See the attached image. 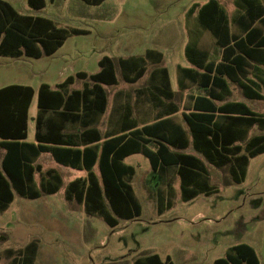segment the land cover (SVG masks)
I'll list each match as a JSON object with an SVG mask.
<instances>
[{"label":"rangeland","instance_id":"obj_1","mask_svg":"<svg viewBox=\"0 0 264 264\" xmlns=\"http://www.w3.org/2000/svg\"><path fill=\"white\" fill-rule=\"evenodd\" d=\"M9 1L25 14L56 19L60 11L66 18L61 25L90 32L70 36L51 56L0 57V87L10 83L35 88L42 82L55 84L78 70L97 71V60L103 55L139 54L146 47L165 46L164 63L172 70L176 68L173 59L189 66L184 46L190 33L201 32L202 41L211 42L208 32L199 25L202 10L212 8V16L216 17L222 11L229 16L235 11L234 0H103L89 6L88 11L97 17L86 20L76 16L70 7L72 3L84 5L82 0H47L41 10L31 9L27 0ZM174 83L176 87L175 77ZM143 84L144 80L123 83L112 90L111 106L119 91L124 100L133 101L135 89ZM232 85L239 93V86ZM260 86L264 95V83ZM177 89V102L184 108L194 87ZM239 97L253 110L264 113V99ZM147 107L150 109L148 104ZM36 112L35 95L31 115ZM28 140H35L32 116ZM187 150L192 152L193 148ZM128 161L137 168L133 178L140 207L137 215L131 219L117 217V225L111 226L105 212L89 214L84 205L67 201L64 187L37 198L16 193L12 202L0 208V233L6 237L0 241V264L17 260L31 241L37 243L34 264H133L137 257L153 253L172 264H212L243 242L256 249L260 264H264V151L250 158L247 174L239 183L232 178L230 164L218 168L207 163L208 183L213 189L206 193L200 186L191 185L190 197L182 193L175 170L170 174L171 179L175 176L172 189L160 188L155 179L147 178L150 163L146 157L134 154ZM42 162L44 167L53 166L49 157Z\"/></svg>","mask_w":264,"mask_h":264},{"label":"crops","instance_id":"obj_2","mask_svg":"<svg viewBox=\"0 0 264 264\" xmlns=\"http://www.w3.org/2000/svg\"><path fill=\"white\" fill-rule=\"evenodd\" d=\"M3 1H5L8 5H4ZM40 1L42 3L41 7L39 5H31L29 0H27V4L33 10H41L46 7L47 0ZM50 1L52 3L57 2V0ZM82 1H84V5L75 3L70 5L76 16L82 17L86 20L96 18L97 14L90 13L88 8L89 6H96L99 3L95 4L89 3L86 0ZM41 3L38 2V4ZM234 3L235 11L233 12L232 16H229L227 13V19L223 22H219V19L213 20L209 18L208 15L200 16L201 22L199 25L210 35L209 37L211 39V45L202 41V38L200 37L201 32L195 31L190 33L191 37L187 41L186 45L191 44L192 46H184V53L187 61L189 62V66L187 64L183 65L178 60L173 59L172 62L176 68L172 70V66L164 63V60H166V48L164 49L165 46L146 47L139 54L124 55L125 57L103 55L97 60L99 65V69L97 71L88 72L86 70H78L75 73L68 75L64 80L58 81L55 84L42 82L37 88L31 84L25 83H10L1 86L0 89L11 85L22 86L21 88L17 89V91L20 93L18 101L24 104L29 100L26 117V138L24 140L26 142H33L35 144L41 143L50 148L48 150L39 151L35 157L34 164L39 165L41 169L34 172L35 183L30 189L31 194L37 193L39 196H41L42 194L46 193L43 190V186L46 185L47 180H52L50 176L46 175V172L48 170H53V172L61 179V184L59 185L57 191L64 187L65 199L67 201H77L76 199L68 200L66 198L68 185L76 179L82 182L87 180L89 170L83 165V160H80V165L78 167H74L70 164L59 161L54 153L56 151L58 153V151L62 149L61 147L68 146L72 148H79L81 153H83L84 149L87 148V152L91 153V147L97 142L99 148L97 153H95L91 171L98 180L99 186L102 187L103 175L100 169V155L104 142L110 138L112 139L110 144L112 147V154L110 155V158L114 160L118 159V161L125 165L131 166L134 169L133 174L131 176L129 175V182L132 186L138 205L139 199L137 198L135 186L133 185V178L136 175L137 168L128 160L129 157L134 154H141L142 156L146 157L150 163L148 153L157 151L159 141L167 145L169 150L173 153H187L195 155L202 161L204 165L203 170L202 172H190L186 169V171L183 173L187 174L188 178L187 181L184 182L182 176L177 173L178 167L173 169L170 168L167 175L168 182L164 183V187H162V184H159L158 179L153 176L150 163V170L147 171V178L151 177L155 179L157 185L160 186V188L168 187L169 189H172V179L174 180L175 176L178 174L180 176V188L182 193H184V191H187V194L188 191L192 193V189L190 188L191 185L200 186V188L206 190V193L212 190L213 186H210L208 183L209 177L206 164L209 163L215 167L222 168L230 163H227L223 166H217L208 160L203 153L197 151L194 148L193 135L190 125L186 120V115L188 116L189 114L196 111L195 105L196 102H198L197 99L199 97H207L208 99H211L216 107H224L227 103L237 101L245 103L244 101L238 99L241 95L250 99H264V97L257 98L246 96L244 94V90L237 81L238 79H252L259 85L261 92L260 85L264 83V46L256 48L255 52L252 54H246L244 53L247 50V46H244L245 42H242V46L233 45L235 36L239 37V41H245V34L253 26L261 27L264 33V17L256 18L253 16L250 10L237 7L236 0H234ZM228 16L230 18H228ZM36 18H43L46 21L42 22L41 27L38 24L36 26L34 22ZM56 19L48 16L22 13L19 11L16 5L11 3L9 0H0V57L17 59L21 57L41 58L43 56H51L64 45L70 36L87 34L90 32V29H85L74 25H61L60 22H63V20L66 18L62 15V12L60 13V11ZM65 24L68 23L65 22ZM61 30L69 31V34L63 40L60 46H55L59 40V37L63 36L62 32H60ZM74 30H78L79 33H75ZM49 33L54 36L45 38V42L41 41L40 37H45ZM188 48L189 55L187 53ZM147 50H155L160 52L162 54V59L157 61V56L153 54L152 57L154 60L147 59L146 61V70L144 74L135 82L126 81L123 77L122 59H127L131 56H143ZM203 51L207 53V56L202 54ZM104 57H108L114 66V74L116 77L115 83L99 82L93 80L90 77L92 74H96L102 69L100 60ZM193 60L197 62L203 60V62L200 63L202 66L192 62ZM230 62L237 63L236 75L224 74L225 69L228 68L227 63L229 64ZM163 68L167 70L170 88H166L163 85ZM82 73H86V76L81 75ZM214 73L223 74V77L227 80L230 87L231 93L229 95L221 98V90L213 92V95L211 94L209 85ZM174 77L177 80L176 87L174 85ZM141 80H144V84L142 86H138L135 89L133 101L130 102L124 100V98H122V92L119 91L116 94V103L114 106H111L112 90H115L123 83L137 84L141 82ZM233 83L239 86V93H237V91L234 89V86L232 85ZM42 84H47L50 90L59 91L61 96L56 95L55 93L51 95L47 94L50 95L48 100L52 99L54 102L51 103L47 100L43 101L40 105L39 89ZM189 87H194V90L191 93L189 92L188 100L184 105V108H182L177 102L179 92V89L177 88L184 89ZM233 90H235L234 94ZM35 95L37 112L35 115H31V108ZM60 97L62 102L61 106L58 107L57 102L60 101ZM147 104L149 105L150 109L147 107ZM247 106L250 107L249 105ZM146 108L147 111H145ZM221 110L226 116L227 113L222 108ZM149 112L153 113V115L150 116ZM219 112L220 111H217L214 114H222ZM202 113L207 112L203 111ZM260 114L264 115V113ZM31 116L35 121L34 141L28 140L29 121ZM146 116H149L151 119H141V117ZM225 116L222 119L219 117L217 118L214 124L216 128L222 130L225 128L226 123L230 122V118ZM38 120L40 123L39 129L37 126ZM103 121H105L104 126H102L104 123ZM135 130L140 131L143 137L149 138L151 141L145 142L138 139L132 133ZM240 130H244L246 133H242L239 139L233 143V145L242 147L239 152L230 156L235 160L243 155H248L246 146L252 140V138L264 134V129H261L258 124H254L249 127L248 131H246L241 125ZM38 131L39 137H37ZM46 136H49L52 141L46 139ZM97 138L98 141H96ZM63 140L68 144L59 143ZM190 146L193 148L192 152L187 150ZM5 152V148L0 146V164ZM81 153L80 156H82ZM48 157L52 161L53 166L48 165L47 167H44L42 159ZM54 162L60 165L57 166L59 170L57 167H55ZM132 162L136 163L139 161L132 160ZM249 162L245 166L244 172L238 167H235V172L234 170L232 171V164H230V173L236 182L239 183L241 180H244V177L248 171ZM173 170H175V176H173L171 179L170 174ZM234 174L237 177H235ZM38 177L39 181L37 180ZM101 189H103V187ZM16 193L17 192L14 190V197ZM103 193L104 191L102 190V194ZM80 204L84 205L83 203ZM99 205L100 210H103L104 212L106 211L108 215L112 216L113 219L115 218L118 223V216L113 212L107 198H104L102 202L99 203ZM98 213L99 212H94L89 214L99 215ZM105 220L107 221L106 218ZM5 238L6 237H4V239ZM12 261H14V259ZM12 261H10L8 264H11Z\"/></svg>","mask_w":264,"mask_h":264},{"label":"trees","instance_id":"obj_3","mask_svg":"<svg viewBox=\"0 0 264 264\" xmlns=\"http://www.w3.org/2000/svg\"><path fill=\"white\" fill-rule=\"evenodd\" d=\"M43 1V0H42ZM89 3L98 4L103 0H86ZM31 5H39L42 3L40 0H29ZM40 2L41 4H38ZM4 5H8L3 1ZM236 5L239 8L248 9L252 12L256 18L264 17V0H236ZM38 6V7H39ZM211 9L202 10L201 16L208 15L209 18L219 22H223L227 19L224 11L220 12L219 16H212ZM208 13V14H207ZM46 20L43 18H36L34 20L35 25L41 27L42 22ZM220 24V23H218ZM63 36L59 37L58 42L55 46H60L63 40L69 34V31L61 30ZM75 33H79L78 30H74ZM51 35L47 34L45 37H40L41 41L45 42V38ZM238 36L234 37V46H247L246 54H252L256 48L264 46V33L263 29L259 26H253L246 34L245 41H239ZM186 46H192L187 44ZM190 48V47H189ZM188 48V55H189ZM191 53V52H190ZM202 53V52H201ZM153 54L157 56V61L162 59V54L155 50H147L143 56H131L127 59H122L123 77L128 82H135L139 79L146 70L147 59H153ZM205 56L207 53L203 51ZM191 57V56H189ZM154 60V59H153ZM192 60V59H191ZM200 66L203 60L197 62L192 61ZM102 69L92 74L90 77L93 80L106 83H115L116 77L114 74V66L108 57H104L100 60ZM228 68L225 69L224 74L236 75L237 63H227ZM164 72L163 85L166 88H170V82L168 73L165 68L162 69ZM81 75L86 76V73ZM239 85L244 90V94L250 97L261 98L264 95L260 92L259 85L252 79L237 80ZM21 85H11L0 89V146L5 148L6 152L2 158L0 164V208H5L7 204L14 199V190L22 196L28 198H37L39 194H31V187L34 186V172L39 171L41 167L34 164L35 157L39 151L48 150L50 148L45 145L38 143L26 142V117L27 107L29 100L26 103L18 101L19 91ZM209 88L211 94L217 90L222 91V97H225L231 93L227 80L223 77V74L214 73L210 82ZM30 90V89H29ZM61 96L59 91L50 90L47 84H42L39 89V104L43 101H47L51 94ZM50 94V95H47ZM220 98V99H221ZM196 102L195 112L186 115V120L190 125V129L193 135L194 148L203 153L208 160L217 166H223L227 163L232 164V171L235 172V167H238L243 172L245 166L249 162V158L257 155L264 151V134L255 136L247 144L246 148L248 155L238 157L237 160L230 157L234 153L239 152L242 147L233 145V143L239 139L240 135L244 133V130H240L241 125L246 131L254 124H258L261 129H264V115L256 111H253L243 102H231L227 103L224 107H216L211 99L207 97H199ZM48 102H54V100H48ZM62 99L57 102V106H61ZM41 107V106H40ZM221 108L227 113L230 122L226 123L224 129L215 127L217 118H224L225 114L222 113ZM220 109V110H219ZM206 111L207 113H202ZM220 111L222 114H214ZM225 116V117H226ZM39 120L37 126L39 129ZM138 139L149 142V138L143 137L141 132L135 130L132 132ZM246 133V132H245ZM39 131L37 137H39ZM46 139L51 140L49 136ZM111 138L107 139L102 147L100 155V169L102 172L103 189L99 186L98 180L94 173L91 171L95 153L99 148L98 142L91 148V153L87 152V148L81 153L79 148L61 147L60 151L54 153L56 158L66 164H70L74 167L80 165V160H83V165L89 170L88 179L85 181L74 180L67 188L66 198L68 200L76 199L79 203H83L85 211L87 213L104 212L100 210L99 203L104 198H107L113 212L121 218L131 219L134 215L139 212V205L135 199L132 186L130 184L129 175L131 176L134 172L133 167L123 164L110 158L112 154ZM39 141V139H38ZM43 141V140H42ZM57 141V140H56ZM98 141V138L97 140ZM59 143H67L62 141ZM159 146L156 152L148 153L152 174L158 179L159 184L168 182V170L170 168L178 167L177 173L182 176V179L187 181L188 175L183 173L187 170L190 172H196L203 170L202 161L195 155L187 153H173L169 150L168 146L162 142H158ZM68 144V143H67ZM89 149V148H88ZM80 153L82 156H80ZM235 162V163H234ZM46 175L52 178V181L47 180L46 185L43 186V190L46 193H54L58 190L61 184V179L53 172L48 170ZM235 175V174H234ZM127 177V178H126ZM235 177H237L235 175ZM237 180V179H236ZM102 190L104 193L102 194ZM186 197H190L192 193L187 191L183 193ZM106 219L111 226L117 224V220L109 216L105 211ZM4 239V235L0 234V241ZM37 252V243L31 241L23 249V255L12 261L11 264H34ZM134 264H172L168 259L163 261L159 254L153 253L146 257H140L135 260ZM212 264H260V260L256 250L248 243H239L233 246L225 256L216 258Z\"/></svg>","mask_w":264,"mask_h":264}]
</instances>
